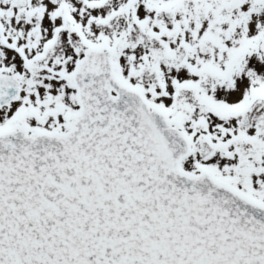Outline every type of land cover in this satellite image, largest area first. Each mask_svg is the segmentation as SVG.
<instances>
[{
  "label": "snow or ice",
  "instance_id": "snow-or-ice-1",
  "mask_svg": "<svg viewBox=\"0 0 264 264\" xmlns=\"http://www.w3.org/2000/svg\"><path fill=\"white\" fill-rule=\"evenodd\" d=\"M0 264H264V0H0Z\"/></svg>",
  "mask_w": 264,
  "mask_h": 264
}]
</instances>
